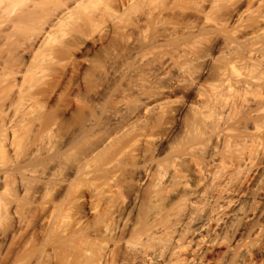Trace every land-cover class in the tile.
I'll return each instance as SVG.
<instances>
[{"label": "clouds", "instance_id": "obj_1", "mask_svg": "<svg viewBox=\"0 0 264 264\" xmlns=\"http://www.w3.org/2000/svg\"><path fill=\"white\" fill-rule=\"evenodd\" d=\"M0 264H264V0H0Z\"/></svg>", "mask_w": 264, "mask_h": 264}]
</instances>
